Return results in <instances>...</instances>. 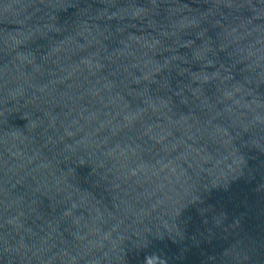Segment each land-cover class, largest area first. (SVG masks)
<instances>
[{
	"label": "water",
	"instance_id": "1",
	"mask_svg": "<svg viewBox=\"0 0 264 264\" xmlns=\"http://www.w3.org/2000/svg\"><path fill=\"white\" fill-rule=\"evenodd\" d=\"M0 264H264V0H0Z\"/></svg>",
	"mask_w": 264,
	"mask_h": 264
}]
</instances>
